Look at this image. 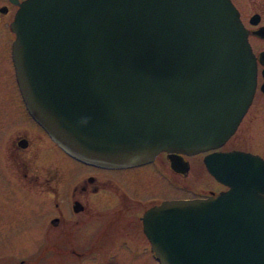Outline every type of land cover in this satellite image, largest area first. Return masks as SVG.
Segmentation results:
<instances>
[{
  "label": "water",
  "instance_id": "water-1",
  "mask_svg": "<svg viewBox=\"0 0 264 264\" xmlns=\"http://www.w3.org/2000/svg\"><path fill=\"white\" fill-rule=\"evenodd\" d=\"M12 28L30 114L69 155L102 167L221 147L264 66L249 41L264 25L250 31L233 0H24ZM205 163L228 189L146 210L152 251L161 264H264V158L234 149Z\"/></svg>",
  "mask_w": 264,
  "mask_h": 264
},
{
  "label": "flooded vegetation",
  "instance_id": "flooded-vegetation-1",
  "mask_svg": "<svg viewBox=\"0 0 264 264\" xmlns=\"http://www.w3.org/2000/svg\"><path fill=\"white\" fill-rule=\"evenodd\" d=\"M23 1L0 0V264H34L31 254L27 258H20L12 250L13 243H18L20 238H40L44 243L45 253L52 258H90L100 250L113 255L115 252L112 251V240L116 236L123 239L124 245L126 242H132L131 237L139 236L140 229L135 230V234L132 233L128 221L132 201L141 202L138 206L144 207L138 218L142 224L141 232L148 240L143 228V215L149 208L165 200L203 198L228 189L227 185L217 180L208 170L205 157L214 151L234 150L233 148L225 149L221 146L193 154L179 153L174 160L166 151H161L153 160L147 162L128 167L104 168L75 159L53 141L29 113L17 81L13 53L16 33L12 23ZM254 14H259L261 20L259 12L254 11L252 15ZM250 25L251 27L245 26L252 31L262 24ZM263 67L258 65L259 75ZM258 84L259 81L257 87ZM36 139H41L43 145L48 141L50 149L44 150L42 144L36 146ZM52 151L53 160L60 166L62 158H69L78 166L85 167L82 168L84 173L79 186L62 188L50 185L51 177L41 176L35 170L36 157L45 159L47 157L41 155L42 152H47L50 156ZM45 160L52 163L50 157ZM46 161H41V164ZM149 169L153 170L156 178L160 177L165 182L158 185L161 192L170 189L175 194L150 196L147 199L148 205L143 206L145 201L142 198L145 193L156 189L149 190L148 186L139 188L138 184L131 186L128 183V187L119 192L116 179H125L128 173L151 174L147 173L151 171ZM192 169L196 170L195 179L198 182L186 179ZM134 178L136 179V176ZM143 179L146 180L145 175ZM37 184L40 185L37 187L38 192ZM107 184L112 185L109 189L115 202L112 207L117 204L119 207L123 206L118 212L111 210L108 217L101 214L97 207L100 191L107 188ZM107 225L111 228L107 229ZM148 242L150 243L149 240ZM3 243L7 245L1 248ZM150 253H153L151 244Z\"/></svg>",
  "mask_w": 264,
  "mask_h": 264
},
{
  "label": "rangeland",
  "instance_id": "rangeland-1",
  "mask_svg": "<svg viewBox=\"0 0 264 264\" xmlns=\"http://www.w3.org/2000/svg\"><path fill=\"white\" fill-rule=\"evenodd\" d=\"M233 2L241 11V19L247 27H251L249 23V18L254 11H257L261 14V20L259 23L264 25V0H233ZM249 41L256 55H258L261 50H264V38L250 33ZM259 64L260 63H258V65ZM258 76L259 78L257 77V81H259V84L248 110L244 114L233 135H231V137H229V139L222 146L225 149L233 148L249 151L254 154H258L264 158V93L259 88V85L263 81V77L259 74ZM45 142L49 143L48 141ZM42 143L43 142L41 141V139H36L35 141L36 146H38L39 144L41 145ZM47 143H45V145L42 144V148L44 150L50 149L48 148ZM51 150L54 151V149ZM53 151L51 152L50 156L47 152H42L41 154L47 157L45 159H48L50 157L52 163H49V161H46L43 158H40V156L36 157L37 162L35 165V170L40 173L41 176H50V185L62 188L72 187L73 185L79 186L81 184L82 173H84L82 168L85 169V167L78 166L77 163L70 160L69 158H62L60 166V164H57V162L53 160ZM41 161L46 162L42 165ZM151 171L147 172L151 174H146L143 172L146 177V182L144 181V175L142 174L132 175L128 173L127 178L132 175L129 179H127L126 177L125 179L121 180L116 179V183H118L120 188L119 192H122L123 189L127 188L128 183H130L131 186L138 184L140 185L137 186L139 188L148 186L149 190H151L150 188L156 189V191L151 190V192L145 193L142 198L145 201V204H143V206L148 205L147 199L150 196L158 197L161 195L166 196L173 193L175 194V192L170 189L169 191L161 192L160 187L158 185L159 183L162 184L165 182L160 177L156 178L154 176L155 174L153 173V170ZM46 172H48L49 174H46ZM134 176H136V179L134 178ZM195 178L196 170L192 169L191 174H189L186 179L187 181L194 180L195 182H198V180H196L197 178ZM130 180H133V182H131ZM39 186L40 185L37 184L36 188ZM115 186L117 185L115 184ZM106 187L107 188H103L100 191L97 207L99 208V211H101V214H106V216L108 217V214L111 213V210L114 209V212H118L123 209V206L119 207V205L117 204V207H112L113 204H115V202H113V199L111 198L113 197V195L112 193L110 194L109 190L110 188H112V185L107 184ZM38 190L39 189L37 188V192ZM178 194L184 193L178 192ZM139 203L141 202L132 201L131 206L127 204V206L131 208L130 219L128 220L130 223V229L132 233H134L135 230L137 231L138 229H140L139 236L136 238L131 237L132 242H126V245H124L123 239L121 237L118 238L116 236L112 240V251L115 252L113 255H111L108 251L100 250V252L96 253L95 256L90 258H73L70 256H56L52 258L45 253L44 243L40 238L29 240L20 238L18 243H13L12 250L16 252V254H18L20 258H27V256L31 254L32 261L34 262V264H159L158 261L151 255L150 243L143 236L144 234L141 232L142 229L140 226H142V224L141 220L138 218V214H142L141 212L144 207L140 208V206H138ZM107 217L106 224H108L109 222ZM106 227L107 229L111 228L108 225ZM5 245H7V243H3V246H1V248L5 247Z\"/></svg>",
  "mask_w": 264,
  "mask_h": 264
}]
</instances>
